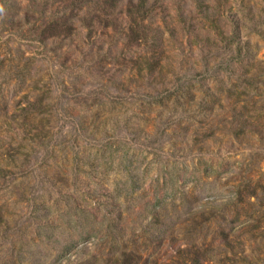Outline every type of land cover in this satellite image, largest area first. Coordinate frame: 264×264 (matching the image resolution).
<instances>
[{
    "label": "rangeland",
    "instance_id": "obj_1",
    "mask_svg": "<svg viewBox=\"0 0 264 264\" xmlns=\"http://www.w3.org/2000/svg\"><path fill=\"white\" fill-rule=\"evenodd\" d=\"M0 264H264V0H0Z\"/></svg>",
    "mask_w": 264,
    "mask_h": 264
}]
</instances>
